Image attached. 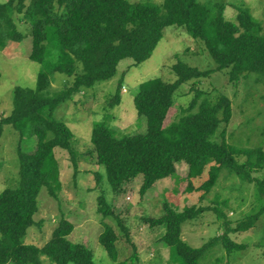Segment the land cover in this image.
Returning <instances> with one entry per match:
<instances>
[{"label": "trees", "instance_id": "trees-1", "mask_svg": "<svg viewBox=\"0 0 264 264\" xmlns=\"http://www.w3.org/2000/svg\"><path fill=\"white\" fill-rule=\"evenodd\" d=\"M226 6L224 0H164L160 5L130 0L0 2V50L8 41L25 38L14 19L15 14L20 15V22L29 26L28 58L42 65L33 88L15 86L13 109L0 118V137L3 126L10 124L21 139L25 135L36 139L34 147L27 151L18 144V184L0 192V264H41L42 256L53 264H96L85 244L68 238L74 224L66 218H61L42 246L24 242L29 228L37 224L34 216L41 189L46 188L56 197L61 187L56 148L69 153L75 173L79 156L102 165L114 194H120L124 184L141 175L137 194L142 197L158 180L177 175V164L185 163L188 182L185 191H200L203 199L217 185L222 169L226 168L241 181L255 185L262 201L256 211L233 222L221 207L228 201L220 200L217 195L212 206L191 205L179 209L164 201L163 213L146 217L145 221L152 228H162L157 242L169 251L171 264H201L206 254L218 245L226 251L229 260L235 253L247 249L246 243L236 242L230 236L255 227L264 215L263 147L242 149L227 143L226 130L232 118L230 98L219 93L209 97L195 86L188 105L178 107L177 116L165 123L175 106L177 90L185 83L196 84L216 70H227L230 83H238L247 72L264 75V20L256 19L244 5H236L235 20H229L225 16ZM168 26L183 27L190 36L201 40L216 66L201 70L178 61L172 65L175 80L156 77L143 81L134 96V104L139 127L145 125V129L123 134L105 122H95L90 147L78 152L70 127L53 117L56 107L82 90L112 79L122 59L131 58L134 66L148 59ZM54 73L65 74L71 81L66 80L60 90L51 93ZM118 86L115 105L121 101V81ZM218 129L219 140L212 139ZM241 155L247 159L240 163L236 156ZM259 171H263L261 178L253 175ZM94 173L99 183L100 175ZM194 179H201L200 185L194 186ZM97 200V211L103 217L116 220L135 251L120 216L102 193ZM206 211H213L222 220L219 226L222 232L193 247L181 236L183 225L197 220ZM103 225L98 242L116 263L119 235L112 225ZM259 246L263 247L264 256V237ZM117 264H139V259L134 253Z\"/></svg>", "mask_w": 264, "mask_h": 264}, {"label": "rangeland", "instance_id": "rangeland-1", "mask_svg": "<svg viewBox=\"0 0 264 264\" xmlns=\"http://www.w3.org/2000/svg\"><path fill=\"white\" fill-rule=\"evenodd\" d=\"M130 1H147L160 5L164 0ZM224 1L227 4L225 16L229 20H235L236 5L248 7L256 19L264 20V0ZM19 17L20 15L15 14L14 19L25 38L18 42L8 41L6 47L0 50V118L9 115L13 109L15 86L33 88L37 73L42 68L41 64L28 58L31 50L29 26L21 23ZM178 61L201 70L216 66L201 40L190 36L183 27L168 26L163 30L162 38L148 59L136 66L131 65V58L122 59L112 79L96 83L92 88L77 93L73 99L60 103L53 112V117L70 127L78 152H84L90 147L91 129L95 122H105L123 134L141 132L140 128L145 129V125L139 127L134 104L139 84L156 77L164 81L175 80L172 65ZM77 69H80L78 65ZM226 72L227 70H216L196 84L190 81L181 85L176 93L175 106L170 109L165 123L177 116L178 107L180 109L188 105L194 95L192 86H195L209 97L219 93L230 98L232 118L226 130L227 143L242 149L256 147L264 149V75L247 72L238 83H230ZM66 80L71 81V77L54 73L50 92L60 90ZM120 81L123 84L119 90L121 101L115 105L114 97ZM218 132L219 129L212 139L219 140ZM35 141L36 139L30 135H25L21 139L10 124L3 126L0 137V192L18 184L20 165L18 144L20 143L27 151V148L34 147ZM55 154L59 163L61 187L56 197H52L46 188L41 189L38 194V211L34 216L37 224L29 228L24 242L42 246L50 238L52 230L61 218H66L74 224L68 238L73 242L85 244L92 251L96 264H117L134 253L138 256L139 264H171L169 251L157 242L162 228H152L145 221L146 217H158L163 213L164 201L172 203L179 209L191 205L212 206L215 196L218 195L220 200L228 201L227 205L221 207L233 222L256 211L262 202L257 196L254 184L241 181L226 168L222 169L217 185L205 194L203 199H200V191L186 192L188 182L185 179L187 173L185 163L177 164V175L158 180L142 197L137 194L141 175L138 179L124 184L120 194H114L102 165L90 163L79 156L76 159L78 169L75 173L73 162L66 150L56 148ZM246 159L244 155L236 156L240 163ZM94 172L100 175L99 183ZM253 175L261 178L263 171L255 172ZM201 179L192 180L193 185H200ZM101 193L128 228L135 251L126 241L116 220L103 217L97 211V199ZM221 222L213 211H206L197 220L186 222L181 236L191 246L199 247L222 232L219 229ZM103 223L112 225L119 235L116 263L111 261L106 250L98 242V235L104 228ZM230 237L236 242L246 243L247 249L235 253L229 260L226 251L218 245L206 254L201 264H261L264 261L263 247L259 246L264 237V215L256 222L255 227L242 233H233ZM41 264L53 263L48 257L42 256Z\"/></svg>", "mask_w": 264, "mask_h": 264}]
</instances>
